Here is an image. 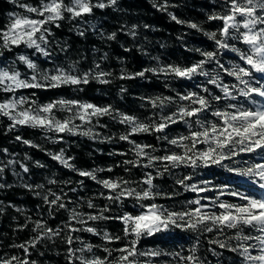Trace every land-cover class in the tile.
Returning a JSON list of instances; mask_svg holds the SVG:
<instances>
[{
  "label": "trees",
  "instance_id": "1",
  "mask_svg": "<svg viewBox=\"0 0 264 264\" xmlns=\"http://www.w3.org/2000/svg\"><path fill=\"white\" fill-rule=\"evenodd\" d=\"M104 2L107 3V0ZM18 3L37 6L40 0H18ZM18 3H13V0H0V28H4L9 23L10 14L19 8ZM93 3H96V0H93ZM164 3L165 0H117L114 6L103 9L94 8L90 15H85V20L91 22L95 20V22L94 26L88 24L82 29L76 26L81 21L69 18V14L65 13V19L58 21L59 28L49 25L52 32L50 37L60 44V49H64L61 52L70 59L79 75L89 71L93 75L98 72L111 73L103 77L109 83H101L90 76L88 84L62 85L57 88H28L24 92H28L43 104L64 99L87 102L99 107L111 106L113 113L133 115L145 123L150 120L158 121L159 116L175 111L174 105H166L162 109L153 108L150 99L175 97L178 92L181 94L189 91L202 93L195 78L186 80L164 75L156 76L148 72L145 77L121 79V74L136 73L145 68L167 64L187 67L202 60L204 57L196 49L216 50L214 41L205 36L204 32L217 31L218 33L223 25L222 21L209 20L208 17L223 14L226 11V4L225 0H167L168 6L165 10L160 7ZM169 13L176 15L182 21L198 24L202 31L191 29L187 23L178 24L171 19ZM81 31L84 35H80ZM112 33H116V38L110 40L108 36ZM16 50L19 51L20 47ZM0 51H3L2 56H11L7 50L0 49ZM53 52L60 53L57 50ZM121 89L126 91L122 92ZM214 93L218 95L215 90ZM11 94L0 90V102L9 98ZM180 103L187 105L189 102ZM215 119L211 116L210 121ZM11 123L8 117L0 115V168H3L0 172V185H3L0 187V260L15 256L20 260L27 259L29 264L33 261L35 264H70L67 258L69 247L79 249L85 244L93 245L92 253H84L89 258L93 255L104 258L107 256V253L103 251L105 248L124 247L127 242L124 239L109 243L102 235H94L86 231L72 233L74 238L78 236L80 240L75 241L71 246L66 243L69 233L63 226L69 222L71 215L69 210L73 208L84 214H99L103 209L108 208L110 210L104 211L103 215L109 217H117L125 212L135 214L139 211L128 200L122 204L109 201L105 198L109 190L104 189L101 184L89 177L80 176L79 171L94 172L97 180L123 177L139 181L145 172L150 171L155 175L156 168L162 170L163 165L158 162L154 168H135L125 164L124 161L137 159L131 151L133 146L119 139V136L126 134L129 128L119 121H113L111 116L93 117L90 124L92 135L83 136L55 131L45 135L40 128L21 125L9 130ZM196 130H200L197 125L194 124L192 129H188L181 122L172 125L167 130V135L169 139H172L187 136L190 131ZM158 135L163 134L141 133L131 136L130 139L140 144L154 145L157 149L155 155L183 151L181 148L169 145L167 141L157 140ZM18 136L21 137L20 140L17 139ZM24 140L31 143L25 144ZM206 147L205 144L197 145V148L201 150ZM61 153L66 159L71 158L69 162L73 165L72 168L65 167L53 159L54 155ZM10 161L13 163H9ZM143 162L146 163V161ZM22 165L29 171L25 173ZM126 168L130 171H125ZM187 175H192L193 179L186 183H197L211 190L203 193L185 190L176 181ZM50 180H55L56 183H49ZM241 180L235 173L230 172L228 167L221 165L196 169L184 166L170 168L169 172L154 180V183L159 186L161 192L174 193V195L170 199L157 198L154 202L172 210H186L197 207L195 204H188L187 201L209 197L210 199H201L202 204L210 205L205 211L219 214L224 211L218 207L220 202L239 205L240 203H236L237 197L227 194L216 199L220 193L217 186L235 184L238 193L246 191L256 199L262 197V194L249 191L252 181L248 185ZM201 181L209 183L201 184ZM25 185L33 187L30 190ZM37 185L42 187H36ZM49 190L64 196L67 209L57 210L54 206L50 208L45 203V195L52 199ZM213 200L216 201L215 204H212ZM88 201H91L95 207L89 208ZM37 221H44L46 227L59 228L62 231L58 236L41 240L35 248H32L26 242L37 235L35 229ZM72 223L77 228L94 227L101 234L108 232L114 236L123 237L124 235V226L117 219L88 221L87 225ZM25 224L27 227L22 228L21 226ZM235 234L236 230L227 228L222 235L216 230L208 233L172 229L152 237H144L137 245L138 251L159 250L167 255L140 256L137 259L139 264H145L146 261L149 264H191L187 260L181 261L176 255L179 253L184 257L195 255L199 258L197 264H244L243 258L238 253L210 243L213 239H219L235 247L238 241L227 239ZM131 239L132 237H128V240ZM249 243H255V241H249ZM20 244L28 247L27 253L18 247ZM193 248H195L194 253ZM118 255L119 253L115 251L112 253V257ZM112 257L108 259L111 260ZM13 264L17 262L13 261ZM71 264H79V261L73 259Z\"/></svg>",
  "mask_w": 264,
  "mask_h": 264
},
{
  "label": "snow or ice",
  "instance_id": "2",
  "mask_svg": "<svg viewBox=\"0 0 264 264\" xmlns=\"http://www.w3.org/2000/svg\"><path fill=\"white\" fill-rule=\"evenodd\" d=\"M13 3H18V0H13ZM117 4V0H98L93 3V0H40L37 6L26 3H18V7L32 15L12 13L9 17V23L0 28V49L11 51L13 47L25 46L28 49H35L36 52L45 57L51 55L48 50L50 43L48 37L52 35L51 28L46 25H55L59 28L58 21L65 19V13L69 14V18L82 17L90 15L94 8H106ZM226 11L223 14H214L208 17L209 20H220L223 22L222 27L217 31L204 32L210 40L216 45L215 51H199L204 59L192 64L191 66L181 67L179 65H159L158 67L145 68L136 73H122L121 79H135L137 77H145V74L151 72L153 75H164L165 77H175L186 80H192L196 76L207 77L209 84L215 85L221 90L223 95H212L207 87L203 88V92L208 93V96L201 95L197 91H189L186 93H176L175 97H156L150 99L153 108H163L166 105H174L175 111L170 114L161 115L157 120H150L145 123L140 121L136 116L118 113L113 118H118L119 123L129 126L126 134L120 135L119 139L127 141L133 147L131 149L137 157L136 160L124 161L125 164H130L135 168H154L159 162L163 165L162 170L156 168L155 175L152 172H145L143 178L139 181L124 179L119 177L116 179H101L97 180V175L94 172L79 171L80 176L89 177L93 181L101 184L104 189H108L109 193L105 197L109 201L116 204H122L126 200L132 202L134 208L139 209L138 212H125L117 217L104 216V211L110 209L105 208L99 214H84L77 212L74 208L69 210L71 215L69 222L64 224V228L68 230L66 243L71 246L75 241H79L80 237H73L72 233L90 232L94 235H102L109 243L118 242L121 239L127 241L124 247L117 249L105 248L103 251L107 256L100 258L93 255L92 258L85 256L84 253H92L93 245L85 244L79 249L69 247L68 260L71 264L73 259L78 260L79 264H139L138 257H158L167 255L159 250L138 251L137 245L144 237H152L158 233L169 232L172 229L191 230L193 232H208L216 230L219 234L224 233V229H234L236 234L230 236L228 240H236L238 243L235 247L231 246L226 241L213 239L210 243L217 244L220 248H228L230 251L238 253L244 264H264V199H256L235 191L225 192L227 185L217 186L220 189V195L238 196L247 203L243 205L233 204L228 202H220L218 207L224 211L209 212L205 209L209 208V204H202L201 199H210L209 197H201L195 200L187 201L188 204H195L197 207L188 208L186 210H172L164 205L157 204L154 201L157 198H171L173 194L163 193L159 190V186L154 183L159 177L164 176L169 172L170 168L175 169L181 166L196 169L199 167H209L211 165H221L224 160H229L233 156L239 155L240 152L254 153L257 150H264V103L252 99V97L264 98V0H225ZM167 0L161 5L163 9H167ZM171 19L178 24L187 23L191 29L202 31L196 23H188L178 19L174 14L169 13ZM147 27V26H146ZM243 28L245 31H241ZM135 35V33H132ZM80 35H84L83 31ZM116 33L108 36V39H115ZM240 41L247 45V50H241L235 44H230L229 41ZM62 51L64 49H61ZM220 50H228L238 54L244 65L233 64L230 67H225L218 58L222 53ZM3 51H0V56ZM19 61L23 62L28 69L33 71L30 78L21 79V73L15 70L12 66L0 68V90L13 93L18 89L27 88H42L51 87L57 88L62 85H80L88 84L89 77L97 79L101 83H109L103 79L111 73L98 72L93 75L91 71L77 75L71 69L57 67L53 71L41 72L37 64L27 55H20ZM215 63L216 68L212 71H206L205 65ZM99 67V65H97ZM222 73L234 77L238 84L231 87L222 82ZM259 73V77L255 75ZM39 77V79H38ZM243 87H240V86ZM238 92V95H233V91ZM126 91V89H121ZM238 97H243L249 103L256 105L255 107H244L243 104L227 103L223 108H213V102H219L222 99L227 101H236ZM188 101L187 105L180 103ZM30 102L25 97H12L9 100L0 102V115L8 117L12 122L9 130L17 125L29 127H41L57 133L76 134L80 125L74 123L75 119H79L84 123L91 124L93 117L113 116L114 110L111 106L99 107L91 103H81L79 101H65L49 103L33 109L32 107L24 108L23 105ZM195 105V106H193ZM66 108L72 115L66 119L59 120L53 115L54 109ZM217 118L216 121L207 119V115ZM184 123L188 129H192L193 125H197L200 130L190 131L187 136H179L169 139L167 130L177 123ZM152 134L161 133L157 140L167 141L169 145L181 148V153L171 152L170 154L155 155L156 147L151 144H140L135 140L130 139L136 134ZM83 135H92L91 129L81 133ZM18 140L21 137H17ZM189 141V143H184ZM23 143L30 144V141L24 140ZM198 144H205L207 147L203 150L198 149ZM35 147V145H33ZM239 147V151H237ZM227 149V152H225ZM6 151V150H5ZM126 155V153H121ZM53 159L59 161L65 167L72 168L73 165L69 162L71 158H65L63 154L53 156ZM143 161H146L143 162ZM13 163V162H9ZM23 171L26 173L29 169L23 166ZM230 172H238L244 176H256L259 178V187L264 189V163H256L245 170L236 168H228ZM3 168H0V172ZM103 171V170H100ZM111 171V169H108ZM130 171V169H125ZM193 179L192 175L184 176L176 181L184 187L185 190L203 193L210 191L207 187H201L197 183H186ZM49 183H56L55 180H50ZM201 184H208V181H201ZM3 187V185H0ZM31 188V185H25ZM36 187H42L37 185ZM74 191V189H73ZM39 194V193H37ZM52 199L48 195L44 196V201L50 208L53 206L59 209H67L64 202V196L58 195L49 190ZM66 195V194H64ZM103 195V193L101 194ZM216 199H219L217 197ZM148 202V203H145ZM216 201L213 200L212 204ZM89 208L95 205L88 201ZM117 219L122 222L124 228L123 237L111 235L108 232L99 233L94 227L86 226L77 228L72 222L81 225H87L88 221ZM27 227V225H22ZM37 235L30 241L26 242L32 248L43 239H51L53 236H58L62 229H52L46 227V222L37 221L35 223ZM248 231H245V230ZM256 233V234H253ZM128 237H132L128 240ZM255 241V243H249ZM82 243V241H81ZM18 247L28 252V247L25 244H20ZM119 253L118 256L112 257L113 252ZM193 253L195 248L192 249ZM257 251L258 254H253ZM80 253V255H77ZM181 261L187 260L191 264H197L199 258L195 255L187 257L180 256L176 253ZM108 257H112L111 260ZM29 264L27 259L20 260L19 257L13 256L11 259L0 260V264ZM35 264V261L32 262ZM149 264V262H145Z\"/></svg>",
  "mask_w": 264,
  "mask_h": 264
},
{
  "label": "rangeland",
  "instance_id": "3",
  "mask_svg": "<svg viewBox=\"0 0 264 264\" xmlns=\"http://www.w3.org/2000/svg\"><path fill=\"white\" fill-rule=\"evenodd\" d=\"M96 2H98V0H96ZM16 14H24V15H32L33 18H39V17H35L34 14H29L27 12H25L23 9H21L20 7L14 12ZM81 22H79L76 26L78 29H82L83 26H87L88 24H90L91 26H94V22L95 20H93L92 22L90 20H85V15L82 17H77L75 18ZM83 20V21H82ZM45 27H49V25H46ZM241 31H245L243 28H241ZM50 43L48 45V50L50 51L51 55L48 57L43 56L42 54L38 53L35 51V49H28L25 46L21 45L20 46V50L17 51V47H13L11 51H9V53L11 54V56H2L1 60H0V68L3 67H7V66H12L15 70L19 71L21 73V79H25V78H30L33 75V71L31 69H28L27 66L19 61L18 57L20 55H27L29 56L30 59H32L38 66L39 71L44 72V71H53L55 68L60 67V68H64L66 70L71 69L74 74L79 75L78 70L76 69V67L71 63L70 59L67 58V56H65L60 49V44L57 41H53L52 38L49 36L48 37ZM230 44H235L236 47L240 48L241 50H247L248 46L243 44L240 41H229ZM56 45V46H55ZM57 50V52H60L59 54L54 53L53 51ZM220 52L222 53L221 55L218 56L220 62L222 64L225 65V67H230L233 64H240L241 66H246L244 65L243 61L240 60L238 54L230 52L228 50H220ZM204 59V58H203ZM216 68L215 63H211V64H207L205 65V70L206 71H212L213 69ZM255 75L257 77H259V73H255ZM197 83V86L200 87L202 93H200L201 95L204 96H208V93L203 92V88L207 87L209 89V92L212 95H216L214 93V90L218 92V95H223V93L221 92V90L219 88H217L215 85L209 84L207 82L208 78L204 77V76H196L194 77ZM39 79V77H38ZM222 82L224 84H228L230 87L234 84H238V82L235 80L234 77L228 76L226 73H222ZM195 83V84H196ZM262 83H264V81H262ZM240 87H243L242 85ZM28 89V88H27ZM26 89H18L15 92H13L11 94V96L6 100L11 99L12 97H16V98H20V97H25L28 98V100L30 102L34 101V103H28L23 105L24 108H29L32 107L33 109L38 108L39 106L42 105H46L49 103H41L39 102L37 99L33 98L31 95L28 94V92H24ZM233 95H238V92H236L235 90L233 91ZM252 99H256L257 101H260L262 103H264V98H260V97H252ZM60 100H64V99H59ZM57 101V102H58ZM66 101V100H65ZM74 101V100H71ZM3 102V101H1ZM237 103L239 104H243L244 107H255L256 105H253L251 103H249L248 101H246L243 97H238V100L236 101H227V100H221L219 102H213V108H223L226 106L227 103ZM81 103H87V102H81ZM118 113H113V116H111V119L113 121H119L118 118H113L114 116H117ZM53 115L55 116L56 119L59 120H63L66 119L68 116L72 115L71 112H69L66 108H60L58 107L57 109H54L53 111ZM206 115V114H204ZM207 119L211 120V115H207ZM217 119V118H216ZM215 119V121H216ZM74 123L76 125H80V127L77 129V133L78 135H82L81 133H83L84 131H87L88 129L92 128L90 127V124L88 123H84L82 121H80L79 119H75ZM125 125V124H123ZM125 127L129 128L128 125H125ZM40 128L45 135H49L50 130L45 129V128H41V127H37ZM64 134H70L65 132ZM237 151H239V147H237L236 149ZM225 152H227V149H225ZM256 163H264V150H257V152L254 153H248V152H240L239 155L233 156L231 159L229 160H224L222 162V164L228 168H236V169H240V170H245L247 168H249L250 166H252L253 164ZM235 173L240 179H242L241 181H245L247 182L248 185H250L249 182L252 181V185H250V189L249 191H254L256 193L262 194V197L260 199H264V189H261L259 187V178L256 176H244V175H240L238 172H233ZM224 191L227 192H231V191H235L237 192V186L235 184L233 185H229L226 189H224ZM244 195H248L250 197H252L250 194H248L246 191H244V193H242ZM226 195V194H225ZM223 195L218 194V197L222 198ZM237 197V201L236 203H240V205L246 204L244 201L240 199L238 196ZM254 198V197H253ZM253 254H258L257 251H253Z\"/></svg>",
  "mask_w": 264,
  "mask_h": 264
}]
</instances>
